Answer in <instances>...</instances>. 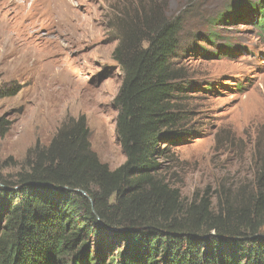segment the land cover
<instances>
[{"label": "trees", "instance_id": "1", "mask_svg": "<svg viewBox=\"0 0 264 264\" xmlns=\"http://www.w3.org/2000/svg\"><path fill=\"white\" fill-rule=\"evenodd\" d=\"M245 1L233 17L252 16L264 35V0ZM119 28L112 59L123 164L111 170L99 160L83 120L31 150L13 177H0V264H264L263 167L249 192L227 191L216 204L206 195L185 201L162 174L160 161L192 130L176 64L180 18L156 11ZM10 126L0 117V139Z\"/></svg>", "mask_w": 264, "mask_h": 264}, {"label": "rangeland", "instance_id": "2", "mask_svg": "<svg viewBox=\"0 0 264 264\" xmlns=\"http://www.w3.org/2000/svg\"><path fill=\"white\" fill-rule=\"evenodd\" d=\"M239 1L54 0L64 17L50 0H0V117L11 122L0 139V177H13L31 150L78 120L103 164H123L114 107L121 72L112 53L122 21L157 11L180 18L176 64L192 111V130L160 161L162 174L187 202L249 192L264 168V35L250 15L236 22ZM222 15L227 20L216 22Z\"/></svg>", "mask_w": 264, "mask_h": 264}, {"label": "bare ground", "instance_id": "3", "mask_svg": "<svg viewBox=\"0 0 264 264\" xmlns=\"http://www.w3.org/2000/svg\"><path fill=\"white\" fill-rule=\"evenodd\" d=\"M46 1H47V0H46ZM50 1H51V4L53 5V8H52V9L56 11V8H58V11L62 14V16L65 17V15L63 14L64 11H62L61 6H59L56 2H54V0H50ZM53 3H55V6H54ZM71 16H72V19L76 17V16L73 15L72 12H71ZM0 27H1V25H0ZM1 28H2V27H1ZM0 30H3V29H0ZM3 31H4V30H3ZM9 38H11V37L9 36ZM9 38H8V40H9ZM10 41H11V40H10ZM8 42H9V41H8ZM25 46H26V45H25ZM29 47H31V46H29ZM29 47H27V48L29 49ZM37 47H38V45H37ZM27 48H26V49H27ZM31 48H33V47H31ZM34 48H35V47H34ZM26 51H27V50H26ZM31 51H32V50H31ZM33 51H34V50H33ZM24 52H25V51H24ZM34 52H35V51H34ZM29 53H31V52H29ZM29 53H28V54H29ZM28 54H27V55H28ZM36 54H37V53H36ZM40 54H41V53H40ZM27 55H26V56H27ZM30 55H32V54H30Z\"/></svg>", "mask_w": 264, "mask_h": 264}]
</instances>
